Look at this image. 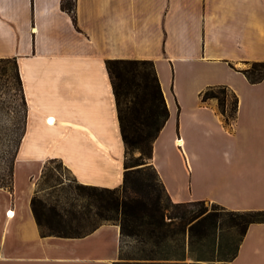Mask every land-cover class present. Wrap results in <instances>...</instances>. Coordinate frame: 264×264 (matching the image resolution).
Masks as SVG:
<instances>
[{"label":"crops","instance_id":"0c3cea01","mask_svg":"<svg viewBox=\"0 0 264 264\" xmlns=\"http://www.w3.org/2000/svg\"><path fill=\"white\" fill-rule=\"evenodd\" d=\"M64 1L0 0V57L17 59L28 103L14 189L0 187V264L119 259L118 223L45 235L32 208L52 159L80 183L123 184L126 144L108 59L155 62L170 116L152 163L175 202L264 208V79L244 71L264 61V0H73V12ZM217 84L239 97L231 124L202 99ZM226 264H264V222L251 224Z\"/></svg>","mask_w":264,"mask_h":264},{"label":"trees","instance_id":"16d2710c","mask_svg":"<svg viewBox=\"0 0 264 264\" xmlns=\"http://www.w3.org/2000/svg\"><path fill=\"white\" fill-rule=\"evenodd\" d=\"M74 6L73 0L63 2L70 12ZM0 59L15 61L23 87L17 59ZM107 67L126 144L124 182L114 188L79 182L75 191L83 202L60 205L42 195L39 188L48 164L58 159L50 160L32 199L43 234L80 237L104 222H113L120 225L121 232L120 255L114 264H226L233 260L251 224L264 222V208L237 210L216 202L210 208L205 199L175 202L152 163L155 140L170 116L155 62L108 59ZM244 71L251 82H259L264 79V61H256L253 69ZM228 92L234 97L232 106L225 97ZM213 98L219 99L226 122L235 121L237 93L226 84L210 85L202 92V99L208 102ZM136 150L139 155H135ZM148 158L151 163L147 164ZM14 168L15 160L9 179L0 181V187L13 191Z\"/></svg>","mask_w":264,"mask_h":264},{"label":"rangeland","instance_id":"374dc122","mask_svg":"<svg viewBox=\"0 0 264 264\" xmlns=\"http://www.w3.org/2000/svg\"><path fill=\"white\" fill-rule=\"evenodd\" d=\"M249 67L253 69L254 62L246 65V68ZM24 96L26 98L24 88L17 77L15 61L0 59V181H7L11 175L19 142L25 130L28 103L27 99L25 103ZM225 97L228 105L232 106V93L228 92ZM212 100L220 109L219 99ZM139 154L140 151L136 150L135 155ZM146 161L147 164L151 163L149 158ZM78 183L60 161L53 160L48 164L47 175L41 179L39 188L42 189L41 194L51 202L70 206L72 202H83L75 191ZM207 205L214 208L213 202L209 200Z\"/></svg>","mask_w":264,"mask_h":264},{"label":"bare ground","instance_id":"6f19581e","mask_svg":"<svg viewBox=\"0 0 264 264\" xmlns=\"http://www.w3.org/2000/svg\"><path fill=\"white\" fill-rule=\"evenodd\" d=\"M50 121L53 122L54 121V118H51ZM178 142L181 144L182 143V140L177 141V144H179ZM10 214H12V212H10Z\"/></svg>","mask_w":264,"mask_h":264},{"label":"built area","instance_id":"2783aa9c","mask_svg":"<svg viewBox=\"0 0 264 264\" xmlns=\"http://www.w3.org/2000/svg\"><path fill=\"white\" fill-rule=\"evenodd\" d=\"M180 140H181V138H180ZM178 143H179V142H178ZM178 145H179V146H182V143H181V144L179 143ZM10 212H11V210H9L8 213L10 214Z\"/></svg>","mask_w":264,"mask_h":264}]
</instances>
